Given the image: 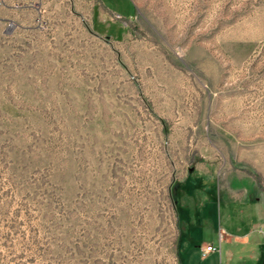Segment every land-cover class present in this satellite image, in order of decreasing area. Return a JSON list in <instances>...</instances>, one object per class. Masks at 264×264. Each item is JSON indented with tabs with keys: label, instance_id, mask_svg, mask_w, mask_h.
Returning <instances> with one entry per match:
<instances>
[{
	"label": "rangeland",
	"instance_id": "obj_1",
	"mask_svg": "<svg viewBox=\"0 0 264 264\" xmlns=\"http://www.w3.org/2000/svg\"><path fill=\"white\" fill-rule=\"evenodd\" d=\"M101 1L120 20L0 0V264H181L177 190L209 168L187 264L225 263L231 195L261 246L264 0Z\"/></svg>",
	"mask_w": 264,
	"mask_h": 264
},
{
	"label": "crops",
	"instance_id": "obj_2",
	"mask_svg": "<svg viewBox=\"0 0 264 264\" xmlns=\"http://www.w3.org/2000/svg\"><path fill=\"white\" fill-rule=\"evenodd\" d=\"M128 1H130L133 5V13L129 15L128 20L130 21L134 18L136 5L133 0ZM115 15L119 16L118 14L109 11V9L103 5L101 0H94L91 13L92 21L94 20V17H96V19L101 23L114 22L113 16ZM106 36H109L114 40H118L111 35ZM177 192L179 196L178 224L180 225L179 240L177 241V254L180 259V263L187 264L185 258L183 257V253L186 249L193 247V245L195 246L196 243L199 242V230L201 231L209 226L205 207L214 203L216 194L220 195V190L217 188L213 170L209 168L202 174L195 171L194 174L191 175V178L180 184ZM232 196L233 195L229 196V198L225 200L221 195L227 206L237 204L241 206L243 210L239 211V221H237L236 224L227 225L225 227L219 226L217 229L218 232H222L226 236L222 242L230 247H233V249L227 250L224 264H238L237 262L242 260L248 247L251 248V250L248 251L249 253H247L248 258L251 259L252 262L260 264L262 254L264 253V239L262 243H260L261 246L252 245L250 239L251 231L245 227V223L243 222L247 218L244 214L245 210H247V216H249L248 212L252 206L248 201L233 199ZM230 218L231 217L229 215V221ZM238 219L236 218V220ZM255 226L256 224L254 223L251 230H255ZM202 246L204 245L201 243V247ZM188 264H191L190 261Z\"/></svg>",
	"mask_w": 264,
	"mask_h": 264
},
{
	"label": "built area",
	"instance_id": "obj_3",
	"mask_svg": "<svg viewBox=\"0 0 264 264\" xmlns=\"http://www.w3.org/2000/svg\"><path fill=\"white\" fill-rule=\"evenodd\" d=\"M113 20H120V17L115 15V16H113ZM259 233L261 234V236L264 239V229H259ZM222 240H223V233L219 232L218 247H219L220 243L222 242ZM217 250L219 251V248L217 249L212 244L204 245V246L201 247V257L205 258L207 255H209V254H211L213 252H216Z\"/></svg>",
	"mask_w": 264,
	"mask_h": 264
},
{
	"label": "flooded vegetation",
	"instance_id": "obj_4",
	"mask_svg": "<svg viewBox=\"0 0 264 264\" xmlns=\"http://www.w3.org/2000/svg\"><path fill=\"white\" fill-rule=\"evenodd\" d=\"M260 264H264V254H262L261 260H260Z\"/></svg>",
	"mask_w": 264,
	"mask_h": 264
},
{
	"label": "trees",
	"instance_id": "obj_5",
	"mask_svg": "<svg viewBox=\"0 0 264 264\" xmlns=\"http://www.w3.org/2000/svg\"><path fill=\"white\" fill-rule=\"evenodd\" d=\"M174 208H175V206H174Z\"/></svg>",
	"mask_w": 264,
	"mask_h": 264
},
{
	"label": "water",
	"instance_id": "obj_6",
	"mask_svg": "<svg viewBox=\"0 0 264 264\" xmlns=\"http://www.w3.org/2000/svg\"><path fill=\"white\" fill-rule=\"evenodd\" d=\"M264 254V253H263Z\"/></svg>",
	"mask_w": 264,
	"mask_h": 264
}]
</instances>
